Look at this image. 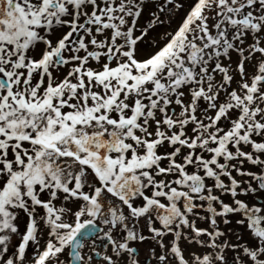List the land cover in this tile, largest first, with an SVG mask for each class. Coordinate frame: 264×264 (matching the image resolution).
<instances>
[{"label": "snow or ice", "instance_id": "1", "mask_svg": "<svg viewBox=\"0 0 264 264\" xmlns=\"http://www.w3.org/2000/svg\"><path fill=\"white\" fill-rule=\"evenodd\" d=\"M0 264H264V0H0Z\"/></svg>", "mask_w": 264, "mask_h": 264}, {"label": "rangeland", "instance_id": "2", "mask_svg": "<svg viewBox=\"0 0 264 264\" xmlns=\"http://www.w3.org/2000/svg\"><path fill=\"white\" fill-rule=\"evenodd\" d=\"M227 200V198H225Z\"/></svg>", "mask_w": 264, "mask_h": 264}]
</instances>
